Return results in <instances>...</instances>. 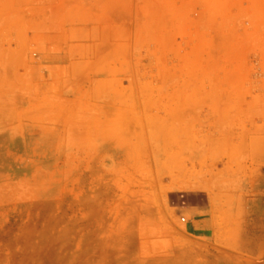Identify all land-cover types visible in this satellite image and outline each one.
I'll list each match as a JSON object with an SVG mask.
<instances>
[{
    "label": "rangeland",
    "instance_id": "obj_1",
    "mask_svg": "<svg viewBox=\"0 0 264 264\" xmlns=\"http://www.w3.org/2000/svg\"><path fill=\"white\" fill-rule=\"evenodd\" d=\"M261 178L264 0H0V264H264Z\"/></svg>",
    "mask_w": 264,
    "mask_h": 264
},
{
    "label": "crops",
    "instance_id": "obj_2",
    "mask_svg": "<svg viewBox=\"0 0 264 264\" xmlns=\"http://www.w3.org/2000/svg\"><path fill=\"white\" fill-rule=\"evenodd\" d=\"M260 191H259V196H258V204L261 206V208H263V211H264V179L261 178L260 179ZM257 246H259L258 250H260V247L264 246V242L263 241H260ZM254 251L256 249H253Z\"/></svg>",
    "mask_w": 264,
    "mask_h": 264
}]
</instances>
